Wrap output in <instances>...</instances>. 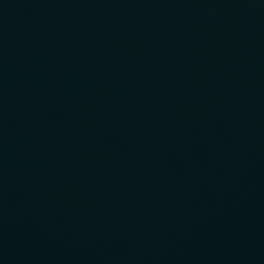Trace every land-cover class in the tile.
Listing matches in <instances>:
<instances>
[{
  "label": "water",
  "instance_id": "water-1",
  "mask_svg": "<svg viewBox=\"0 0 264 264\" xmlns=\"http://www.w3.org/2000/svg\"><path fill=\"white\" fill-rule=\"evenodd\" d=\"M0 264H264V0H0Z\"/></svg>",
  "mask_w": 264,
  "mask_h": 264
}]
</instances>
